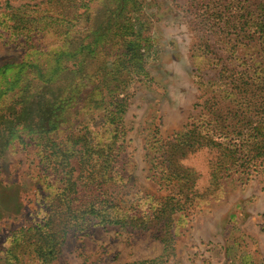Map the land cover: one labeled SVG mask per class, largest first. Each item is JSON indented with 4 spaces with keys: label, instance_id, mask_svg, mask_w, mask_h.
<instances>
[{
    "label": "rangeland",
    "instance_id": "rangeland-1",
    "mask_svg": "<svg viewBox=\"0 0 264 264\" xmlns=\"http://www.w3.org/2000/svg\"><path fill=\"white\" fill-rule=\"evenodd\" d=\"M213 5L214 0L210 7L200 0H138L139 12L130 15V24L142 38L117 94L128 97L122 120L125 135L117 142L122 147L115 165L124 181L108 184L105 191L114 204L127 212L135 207L151 215L152 222H157L160 205L168 203V224L69 233L50 264H264V172H252L248 178L226 172L217 166L222 159L218 149L203 148L185 156L173 149L176 133L201 119L205 100L218 97L214 90L220 75L233 87L230 82L238 72L257 67V50L240 46L233 19L214 18ZM104 8L96 2L92 29L100 23L98 18L103 20L98 12ZM52 45L49 36H38L31 49L0 38V68L36 62V51ZM96 53L88 60L90 75L105 62L108 70L115 69V62L121 64V39L108 40ZM25 65L0 73V115L23 97L26 85L27 95L41 86L42 81L33 78L36 70ZM220 101L225 111L229 101L222 96ZM90 108V113L85 108L72 114L56 133V141H65L71 132L89 131L94 143H108L112 127L104 124L102 108L92 103ZM13 135L0 157V261L20 228L43 223L48 199L61 188L56 175L43 167L36 136L18 131ZM178 199L182 206L175 205ZM172 207L175 211L169 216ZM158 235L171 239L168 255Z\"/></svg>",
    "mask_w": 264,
    "mask_h": 264
},
{
    "label": "trees",
    "instance_id": "trees-1",
    "mask_svg": "<svg viewBox=\"0 0 264 264\" xmlns=\"http://www.w3.org/2000/svg\"><path fill=\"white\" fill-rule=\"evenodd\" d=\"M17 1L21 4L14 6ZM97 1L105 7L98 12L103 20L98 18L100 23L92 29ZM214 1L211 14L220 20L227 15L233 19L240 46L257 50V67L238 72L239 77L230 82L233 87L220 75L214 90L218 97L212 95L205 100L201 119L176 133L173 149L184 156L203 148L221 150L217 166L248 178L252 172H264V0ZM200 2L210 7V0ZM139 10L138 0H0V38L20 41L28 49L33 48L30 45L38 36H49L53 42L50 48L36 51V62L8 63L0 68L4 73L9 67L21 69L25 65L36 70L34 80L42 81L38 91L30 95L28 85L21 89L23 97L0 115V157L12 143L14 132L36 136L43 167L56 175L61 185L46 203L43 223L20 228L0 264H50L60 255L69 233L83 234L91 227L144 230L168 224V203L160 205L157 222H152L151 215L141 214L135 207L127 212L114 204L105 191L108 184L124 181L115 165L122 147L117 142L125 135L122 120L128 97L119 98L117 94L125 84L126 69L134 62L142 38L130 24V15ZM118 38L122 44L118 56L121 64L115 62L116 68L108 70L105 62L97 74L90 75L88 60L97 56L96 48ZM221 96L229 101L225 111ZM91 103L102 108L104 124L112 127L109 142L102 146L94 143L89 131L71 132L65 141L57 142L58 130L81 109L87 108L85 111L90 113ZM179 204L178 199L175 205ZM173 211L172 207L169 216ZM156 238L168 255L171 239L160 235Z\"/></svg>",
    "mask_w": 264,
    "mask_h": 264
}]
</instances>
